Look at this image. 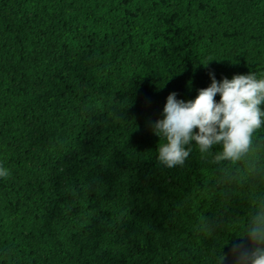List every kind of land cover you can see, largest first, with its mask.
Here are the masks:
<instances>
[{
	"label": "trees",
	"instance_id": "trees-1",
	"mask_svg": "<svg viewBox=\"0 0 264 264\" xmlns=\"http://www.w3.org/2000/svg\"><path fill=\"white\" fill-rule=\"evenodd\" d=\"M209 73L264 78V0H0V264H218L264 205V127L168 169L149 125Z\"/></svg>",
	"mask_w": 264,
	"mask_h": 264
},
{
	"label": "clouds",
	"instance_id": "clouds-1",
	"mask_svg": "<svg viewBox=\"0 0 264 264\" xmlns=\"http://www.w3.org/2000/svg\"><path fill=\"white\" fill-rule=\"evenodd\" d=\"M209 76L210 86L200 89L195 99L186 102L170 93L162 119L149 121L161 141L158 163L168 169L184 165L192 152L185 146L193 141L202 154L220 146L216 163L236 164L252 148L254 133L264 127V78L249 73L217 81L214 73ZM9 175L7 169L0 168V177ZM223 248L218 264H264V205L249 214L243 233L225 240Z\"/></svg>",
	"mask_w": 264,
	"mask_h": 264
}]
</instances>
